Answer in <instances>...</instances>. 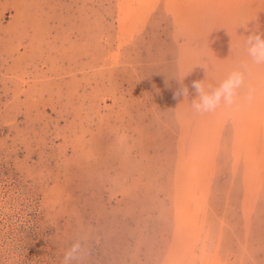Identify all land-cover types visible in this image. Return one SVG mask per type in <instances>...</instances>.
Wrapping results in <instances>:
<instances>
[{
	"label": "rangeland",
	"instance_id": "rangeland-1",
	"mask_svg": "<svg viewBox=\"0 0 264 264\" xmlns=\"http://www.w3.org/2000/svg\"><path fill=\"white\" fill-rule=\"evenodd\" d=\"M257 31L264 0H0V264H264Z\"/></svg>",
	"mask_w": 264,
	"mask_h": 264
},
{
	"label": "clouds",
	"instance_id": "clouds-1",
	"mask_svg": "<svg viewBox=\"0 0 264 264\" xmlns=\"http://www.w3.org/2000/svg\"><path fill=\"white\" fill-rule=\"evenodd\" d=\"M247 56L254 65H264V32H253L248 35L246 40ZM246 68V65H242ZM196 98L192 100L191 107L197 113H210L218 108L232 107L238 104L241 91L245 89V71L234 70L218 86L210 87L205 90L202 81H193L191 85ZM176 96H189V88L181 87ZM254 98V90L249 88L244 99L251 102ZM85 254L83 241L74 242L71 247L64 253L63 264H74L79 261Z\"/></svg>",
	"mask_w": 264,
	"mask_h": 264
}]
</instances>
